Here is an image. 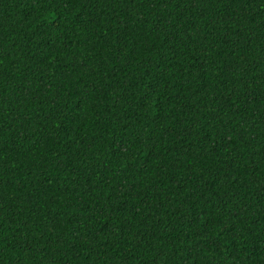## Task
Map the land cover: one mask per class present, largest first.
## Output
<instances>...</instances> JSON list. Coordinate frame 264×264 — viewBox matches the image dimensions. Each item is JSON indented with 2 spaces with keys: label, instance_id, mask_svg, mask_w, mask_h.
<instances>
[{
  "label": "trees",
  "instance_id": "1",
  "mask_svg": "<svg viewBox=\"0 0 264 264\" xmlns=\"http://www.w3.org/2000/svg\"><path fill=\"white\" fill-rule=\"evenodd\" d=\"M0 264H264V0H0Z\"/></svg>",
  "mask_w": 264,
  "mask_h": 264
}]
</instances>
